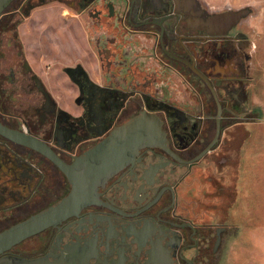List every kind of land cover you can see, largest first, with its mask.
<instances>
[{
  "label": "flooded vegetation",
  "instance_id": "1",
  "mask_svg": "<svg viewBox=\"0 0 264 264\" xmlns=\"http://www.w3.org/2000/svg\"><path fill=\"white\" fill-rule=\"evenodd\" d=\"M53 3L83 17V49L70 35L44 48L39 13ZM209 14L193 0H13L0 12V233L60 209L0 257L225 264L241 230L229 127L247 112L252 55L248 34ZM142 115L159 118L158 139L107 172L95 149Z\"/></svg>",
  "mask_w": 264,
  "mask_h": 264
},
{
  "label": "rangeland",
  "instance_id": "2",
  "mask_svg": "<svg viewBox=\"0 0 264 264\" xmlns=\"http://www.w3.org/2000/svg\"><path fill=\"white\" fill-rule=\"evenodd\" d=\"M205 1L214 9L240 8L236 10L238 20L236 31L240 30L250 36L251 62L253 61L256 67L250 83L247 112H239V116L231 120L233 124L229 127V134L232 136L229 150L230 160L234 162L232 170L238 173L236 182L238 200L235 206V215L236 221L241 223V230L232 242L229 251L226 252L224 262L225 264H249L252 258L249 247L256 245L251 231L261 225L264 228V166L263 164V167L260 166L261 159L264 160V138L258 137L260 134L264 135V0ZM40 15L43 16V28H46L44 29V39L52 42L48 45L45 42V49H56L54 42H63L66 47H69L71 44L69 35L74 39L76 48L83 49L84 19L76 10L53 3L44 6ZM236 51L232 50L231 54H233L236 67L239 69L238 72L232 71V74H240L243 77L244 61ZM260 69L263 70L260 71ZM224 84L229 86L228 89L231 91L237 89L232 81L224 82ZM226 130L228 133V129ZM250 131L256 133L252 139L251 136H248ZM249 155L252 156V160ZM259 173L262 175L260 176ZM247 208L248 213H246Z\"/></svg>",
  "mask_w": 264,
  "mask_h": 264
},
{
  "label": "water",
  "instance_id": "3",
  "mask_svg": "<svg viewBox=\"0 0 264 264\" xmlns=\"http://www.w3.org/2000/svg\"><path fill=\"white\" fill-rule=\"evenodd\" d=\"M13 0H0V12L4 10ZM206 80L207 77L203 76ZM213 93L216 94L215 89L212 87ZM218 98V97H217ZM221 112V106H219ZM160 120L156 115H142L135 120L116 129L112 136L95 149L94 153L107 154V172H110L115 164H118L117 158L127 152L128 148L137 146L143 140L155 141L159 137ZM74 196L67 199L62 206L71 203ZM59 208L51 209L50 211L33 216L21 223H18L5 231L0 233V253L8 250L11 246L19 243L25 238L37 233L47 224L54 221L56 213ZM0 264H45L43 258H25L14 255H5L0 257Z\"/></svg>",
  "mask_w": 264,
  "mask_h": 264
},
{
  "label": "crops",
  "instance_id": "4",
  "mask_svg": "<svg viewBox=\"0 0 264 264\" xmlns=\"http://www.w3.org/2000/svg\"><path fill=\"white\" fill-rule=\"evenodd\" d=\"M198 2V4L202 7V9H204L205 11H209L212 12V14H209L210 17H214L216 20H223L224 21V25H223V31H228L230 29H232L233 27L235 28L238 20L236 17V10L239 9H235L233 7H229V8H225V9H214L212 6H209V3L206 2L205 0H193ZM212 7V8H211ZM247 8V7H245ZM209 17V18H210ZM211 25V24H209ZM214 25V24H212ZM215 26V25H214ZM255 65L253 64V61L251 62L250 66H249V79H248V84H247V90H248V94L250 95V83L251 80L254 77L255 74ZM263 69H260V71H262ZM254 134H256L255 132L252 133L251 131L248 133V136H251V139L254 138ZM258 137H260L261 139L264 138V135H258ZM251 153V152H250ZM249 158L252 160V156L249 155ZM262 158V155H261ZM264 158V155H263ZM264 166V160L261 159L260 162V166ZM252 169V168H251ZM259 175L261 176L262 174L259 173ZM251 211V210H250ZM263 225H261L260 227L254 229L251 231L256 245L255 246H250L249 247V251H250V255H251V259L249 261V264H264V228L262 227ZM257 260H259V262H257Z\"/></svg>",
  "mask_w": 264,
  "mask_h": 264
}]
</instances>
